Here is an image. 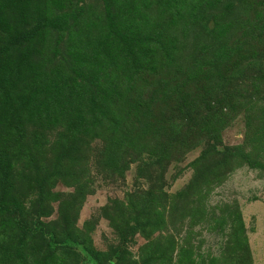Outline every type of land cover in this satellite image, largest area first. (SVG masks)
I'll list each match as a JSON object with an SVG mask.
<instances>
[{"label":"rangeland","instance_id":"rangeland-1","mask_svg":"<svg viewBox=\"0 0 264 264\" xmlns=\"http://www.w3.org/2000/svg\"><path fill=\"white\" fill-rule=\"evenodd\" d=\"M0 264H264V0H0Z\"/></svg>","mask_w":264,"mask_h":264}]
</instances>
